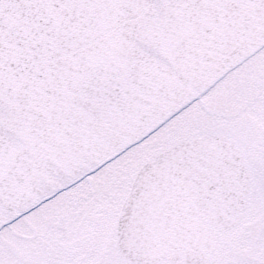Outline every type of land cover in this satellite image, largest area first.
<instances>
[{"label":"snow or ice","instance_id":"1","mask_svg":"<svg viewBox=\"0 0 264 264\" xmlns=\"http://www.w3.org/2000/svg\"><path fill=\"white\" fill-rule=\"evenodd\" d=\"M0 264H264V0H0Z\"/></svg>","mask_w":264,"mask_h":264}]
</instances>
